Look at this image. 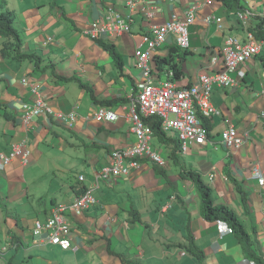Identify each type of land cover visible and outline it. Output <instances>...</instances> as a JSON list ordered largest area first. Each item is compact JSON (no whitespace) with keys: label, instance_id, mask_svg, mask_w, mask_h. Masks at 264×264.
<instances>
[{"label":"crops","instance_id":"1","mask_svg":"<svg viewBox=\"0 0 264 264\" xmlns=\"http://www.w3.org/2000/svg\"><path fill=\"white\" fill-rule=\"evenodd\" d=\"M1 2L12 12L20 52L40 59L37 65L0 54V154H8L16 143L29 151L25 165L16 155L0 168L4 264H256L249 253L264 264V184L258 186L252 176L253 167L264 176V0H240L238 12L245 21L218 0ZM191 8L196 17L189 27V49H176L169 36L152 55L170 59L180 70L172 80L177 88L191 86L200 74L222 70L228 39L246 43V33L254 32L260 53L243 63L244 77L237 78V85L212 90L209 101L215 112L204 118L206 144L181 155L172 142L153 139L151 147L164 166L145 158L126 176L96 185L94 176L110 164L111 152L136 142L126 117V104L141 77L135 67L136 45L152 36V26L172 15L183 19ZM208 16L220 18L221 26L202 21ZM118 20L128 29L111 34ZM102 25L107 29L96 30ZM104 45L113 47L119 63ZM151 66L152 80L163 82L166 73L158 74L154 59ZM34 97L54 115L42 112L25 124L21 107ZM98 107L116 119L97 123ZM228 126L243 140L236 150L220 141ZM164 133L177 143L173 131ZM189 172L211 189L214 204L227 206L241 220L250 237L246 250L232 232L220 236L215 221L201 214L197 182L185 177ZM81 175L83 182L77 181ZM84 191L96 202L78 215H66L72 249L32 236L35 220L44 221L56 207H69Z\"/></svg>","mask_w":264,"mask_h":264},{"label":"built area","instance_id":"2","mask_svg":"<svg viewBox=\"0 0 264 264\" xmlns=\"http://www.w3.org/2000/svg\"><path fill=\"white\" fill-rule=\"evenodd\" d=\"M194 10L188 11L185 18L180 19L176 15L170 16V19L160 25L151 27L152 36L144 40V44H138L135 47L134 57L137 65L141 68L142 79L136 83L137 101L139 103V112L132 111L131 131L136 136V142L125 150H115L111 153L113 157L118 159L120 156L135 158L146 156L160 165H164L162 158H156L154 151L151 149L150 138L152 130L148 124H145L144 119L156 117L161 121V128L164 124L177 126L179 129V139L183 145H203L207 143L208 132L202 121L196 116L198 111L202 116H209L214 112L212 108L209 96L215 87L224 88L235 85L237 78L241 79L244 76V71L241 66L247 59L258 52L260 43H258L253 36L254 42L248 44L245 47L232 46L228 51L221 53V64L223 69L215 72L212 75L200 74L198 75L197 83L187 88H177L168 75L166 79L161 82L160 85H155L150 77V58L151 55L156 52L167 40L170 35L176 38L179 44V38L185 37L188 34L187 28L195 21ZM221 19L218 17L208 16L204 18L206 24L220 25ZM103 26V27H102ZM96 30L104 31L107 26L102 25ZM128 25L123 20H118V23L111 28V34L120 31H127ZM93 38L96 37V33L90 32ZM181 39V38H180ZM229 42H237L230 40ZM181 46H189L188 44H180ZM232 49H237L232 51ZM240 66V69L238 68ZM233 74L234 77L232 76ZM155 85L156 87H154ZM36 106L35 110L22 112L23 122L28 124L32 118H35L42 110L53 112L44 104V101L36 99L33 104ZM54 115V114H53ZM142 115V116H140ZM199 120H197L196 118ZM59 117V116H57ZM65 117V116H63ZM62 117V118H63ZM73 114L68 115V120L72 121ZM236 129L233 126H228L222 130L220 134V141L227 148H237L241 143L236 137ZM7 161V159H4ZM134 167L137 165L132 164ZM122 169L116 167L112 172L107 169L101 170L94 176V181L103 180L109 178L112 174H119ZM254 177L258 179L260 185H263L264 178L257 168L254 170ZM78 179L83 180V176H79ZM64 217H56L53 219V223L56 226H60L64 222ZM226 225V224H225ZM221 228V225H219ZM56 240V239H55ZM67 243H62L65 246Z\"/></svg>","mask_w":264,"mask_h":264},{"label":"bare ground","instance_id":"3","mask_svg":"<svg viewBox=\"0 0 264 264\" xmlns=\"http://www.w3.org/2000/svg\"><path fill=\"white\" fill-rule=\"evenodd\" d=\"M239 13L240 12H237L236 13L238 18H239V16H238ZM90 36H94V35L90 34ZM22 82L25 84L26 83V80H24ZM235 85H237V83ZM232 86H234V85H232ZM229 87H231V86H229ZM32 92H33V94L35 96H37V93H36V90L35 89ZM137 96L138 95L135 93L134 96L131 97L129 99L128 103L126 104V117H127L128 122L130 123V129H131L130 119H132V111H135L136 113L139 112V103L137 101ZM36 99H39L40 101H42L41 98L34 97L32 103H24L22 105V107H21L22 110L21 111L24 112V113H26L27 111L35 110L37 107L36 106H33V105H29V104H33ZM42 112H45V113H48V114H52L49 111H45V110H42L40 113H42ZM214 112H215V110H214ZM40 113H38L37 116ZM140 116H142V115H140ZM196 116L200 120H201V118H207L208 117V116L207 117L202 116L198 111H196ZM116 117H117L116 114H114L111 111H108L107 109L102 108V107H98L96 109L95 113H94V120L97 123H102L103 121L111 122V121H114L116 119ZM21 118H22V122H23L22 115H21ZM153 118H156V117H153ZM198 118H196V119L199 120ZM68 121H67V123H68ZM68 124H70V123H68ZM160 126H161V121H160ZM162 129L163 130H171V131H173V133H175V138L177 140V145H178V152L181 155H185L187 152H189L191 146H189V145H183L180 142V139H179V129H178L177 126L168 125V124L165 123ZM132 134H133V132H132ZM134 136H135V134H134ZM236 137L239 139L240 143L242 144V142H243L242 138L239 137V136H237V134H236ZM135 138H136V136H135ZM153 139L154 138H153V134H152L151 135V138H150V142L151 143H152ZM151 149H152V147H151ZM152 150L154 151V149H152ZM154 154H155V157L156 158H161V156H159V154L157 152L154 151ZM16 155H20L21 160L24 162L23 165H25L26 162H27V159H28L27 157L29 155V151L26 149V147H24V145L22 143H16V144H14L12 146L11 151L8 154H3V153L0 154V168H2L7 163H10L16 157ZM5 158L7 159V161L4 160ZM145 158H147L148 160H150L153 164H157L159 166H162V165L158 164L157 162L153 161L151 158L147 157V155L146 156H142V157H135V158H128V157H122V156H120L118 159H116V157H113V159L110 162V164L107 165V166H105V167H103L101 170L107 169L108 171L112 172L116 167H119L122 170H121V172L119 174H115V175L112 174L109 178L103 179V180H105V181H108V180L114 181V180H116L119 177L126 176L129 173V171H130L131 168H135L132 165L133 163H135L136 165H138L139 164V160H142V159H145ZM255 168H257V167H253L252 168V172H253L252 173V176H253V178H255L254 177V170H255ZM258 171H259V169H258ZM255 179L257 180L258 186H261L259 184V182H258V179L257 178H255ZM77 181L83 182L84 180H80V179L77 178ZM95 184L97 185L98 182H95ZM94 199L95 198L91 197V195L89 194L88 191H84L82 194H80L79 196H77L74 199L73 203L70 204L69 207H66V208H64V207L57 208L56 207V208H54L51 211L50 216L47 217L44 221H39V220H35L34 221V223L32 225V229H31L32 236L33 237H37V238L39 236H44L45 237V240L49 244L54 245V246H57V247H59L62 250L72 249L73 246H71L69 240L66 237V234L68 233V231L70 229L68 221L67 220H64L63 224H61L60 226H56L53 223V219L56 218V217H66V215L68 214V212H71L74 215H78V214L82 213L83 211H85L86 209H88L89 207H91L92 204H94L96 202ZM168 207H169V205H168ZM218 221H220V220H218ZM225 224L226 225H223V226H221V228H219L220 236H225V235L231 234V229L227 226V223H225ZM63 242L64 243H67V244L65 246H63L62 245Z\"/></svg>","mask_w":264,"mask_h":264},{"label":"trees","instance_id":"4","mask_svg":"<svg viewBox=\"0 0 264 264\" xmlns=\"http://www.w3.org/2000/svg\"><path fill=\"white\" fill-rule=\"evenodd\" d=\"M218 1H220L223 7L231 13H236L238 11H241L240 0H218ZM12 21H13V15L11 11L4 10L3 12L2 11L0 12V39L4 40L3 42L1 41L0 44V54L2 56H9V54L12 53L14 58L27 59L29 61H33L34 63H37V65L40 64V59L35 55L29 53L24 54L20 52L22 41L17 30L13 27ZM252 34L255 37L254 32H252ZM104 48L110 53L112 58L117 63H119L118 55L114 51L113 47L104 45ZM152 59H154L155 68L158 71V74L161 75L162 72L166 73L168 71L172 72L170 81L177 78L180 75V70L170 59H166V58L160 59L157 57H152ZM152 68L153 67L151 66V70H150L151 75L153 74ZM201 121L203 125L206 127L205 119L201 118ZM144 122L145 124H148L150 126L152 130L151 133L153 134V138L156 141H160V142L170 141L174 145H177V143H175L173 139L168 138L166 136V133H164V130L160 126L159 119L152 117V118L144 119ZM173 151L176 152V146L173 149ZM185 177H188L189 179L197 182L196 185L200 192V197H201V214L209 220H216V219L224 220L227 223V226L231 229V232L239 240L238 242L246 250L249 244L248 241H250L249 240L250 237H249V233L245 230L241 220L227 206L214 204L211 198V189L207 187V185L202 183L201 178L198 174L189 172L185 174ZM231 182L233 187L238 192V195H240L241 199L245 200V196H244L245 193L241 189L240 185L234 179H231ZM248 257L254 260L256 264L260 263L259 259L253 256L252 254L249 253Z\"/></svg>","mask_w":264,"mask_h":264},{"label":"rangeland","instance_id":"5","mask_svg":"<svg viewBox=\"0 0 264 264\" xmlns=\"http://www.w3.org/2000/svg\"><path fill=\"white\" fill-rule=\"evenodd\" d=\"M5 8L6 7H4L3 5H2V2H1V0H0V11H4L5 10ZM193 10V8H191V9H189L188 11H192ZM187 11V12H188ZM186 12V13H187ZM186 13H185V15H186ZM239 18H240V21H245L246 20V16L244 15L243 16V14L242 13H239ZM196 16H194V18H195ZM193 23H194V21H193ZM192 23V24H193ZM192 24H190L189 26H188V28H187V31H188V34L186 33V35H185V37L183 38L182 36H180V38H179V44L177 43V40H176V38H174V36L173 35H170V36H172L173 37V40H174V44H175V48H177V49H179V50H183V51H187L188 49H189V47H190V37H189V27L192 25ZM215 25V24H214ZM215 26H221V22H220V25H215ZM19 34V33H18ZM250 34L253 36V34L252 33H250V31H248L247 33H246V38H247V42L246 43H241V42H239L238 40H236V39H234V38H231V39H228V42H227V44H226V46L224 47V49L222 50V53L223 52H225V51H228L230 48H232V46H240V48L241 47H245V46H247L248 44H250V43H252V42H254V40H253V38L255 39V37L253 36V38H252V36H250ZM230 40H235V41H237V42H229ZM189 43V46L187 45V46H181L180 44H183V45H185V44H188ZM262 48L261 47H259V50H258V52L256 53V54H254V55H251L247 60H250L251 58H253V57H255L256 55H258L259 53H260V50H261ZM235 50H237V49H232V51H235ZM153 55V54H152ZM152 55H151V57H152ZM222 60V59H221ZM151 63H152V58H150V62H149V66H150V70H151ZM135 67H136V69H138L139 70V72L141 71V68L137 65V62L135 63ZM224 67H223V65H222V69H223ZM239 69H240V66L238 67ZM241 70V69H240ZM141 73V72H140ZM170 74H172V72L171 71H168V72H166V77L168 76V75H170ZM234 75L235 74H233L232 76L234 77ZM244 77V76H243ZM149 78H152L151 76L149 77ZM140 79H142V73H141V77H140ZM139 79V80H140ZM197 79L198 78H196V81L193 83V84H195V83H197ZM138 80V81H139ZM137 81V82H138ZM136 82V83H137ZM161 83H158V84H155V85H160ZM192 84V85H193ZM136 85V84H135ZM155 85H153L154 87H156ZM132 91H134V93H136L137 92V89H136V86H134V88L132 89ZM150 127V126H149ZM206 128V127H205ZM172 134V133H171ZM208 136V135H207ZM134 144V143H133ZM132 144V145H133ZM131 145V146H132ZM241 146V144L237 147V148H231L232 150H236V149H238L239 147ZM130 147V146H129ZM128 147V148H129ZM113 152V151H112ZM111 152V153H112ZM7 164H9V163H7ZM164 166V165H163ZM101 171V170H100ZM99 171V172H100ZM260 172V171H259ZM261 173V172H260ZM261 176L264 178V176L262 175V173H261ZM83 193V192H82ZM81 193V194H82ZM215 221V223H216V226L219 228V225H221V226H223V225H225V221L224 220H221L220 219V221H218L217 219L216 220H214ZM6 255V254H5ZM5 255H3V256H5ZM6 258V256L4 257V259ZM3 258L1 257V259H0V264H4V261L2 260Z\"/></svg>","mask_w":264,"mask_h":264},{"label":"clouds","instance_id":"6","mask_svg":"<svg viewBox=\"0 0 264 264\" xmlns=\"http://www.w3.org/2000/svg\"><path fill=\"white\" fill-rule=\"evenodd\" d=\"M134 51H135V49H134ZM134 54V53H133ZM151 76V75H150ZM83 180H84V177H83ZM64 219H66L65 217H64Z\"/></svg>","mask_w":264,"mask_h":264}]
</instances>
